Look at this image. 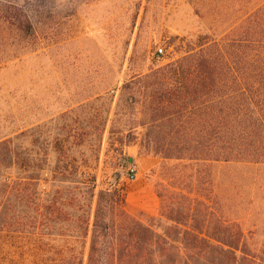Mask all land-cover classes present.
I'll list each match as a JSON object with an SVG mask.
<instances>
[{
  "label": "rangeland",
  "instance_id": "rangeland-1",
  "mask_svg": "<svg viewBox=\"0 0 264 264\" xmlns=\"http://www.w3.org/2000/svg\"><path fill=\"white\" fill-rule=\"evenodd\" d=\"M257 1L0 0V140L10 139L20 162H27L26 175L40 178L42 194L50 190L56 164H80L95 176L97 188L123 186L131 214L143 220L157 215V187L178 183L195 168L141 153V113L116 109L119 87L153 62L180 56L187 40L200 34L219 38ZM15 8L38 11L41 42L35 50L2 17ZM131 166L134 179L128 177ZM196 167L209 177L210 183L204 179L200 186L212 202L213 221L219 218L217 206L225 204V215L241 225L244 239L264 246V166L211 162ZM174 174L180 179L170 180ZM22 175L16 167L0 166V192ZM41 220L37 215L34 234L0 230V264H43Z\"/></svg>",
  "mask_w": 264,
  "mask_h": 264
},
{
  "label": "trees",
  "instance_id": "trees-1",
  "mask_svg": "<svg viewBox=\"0 0 264 264\" xmlns=\"http://www.w3.org/2000/svg\"><path fill=\"white\" fill-rule=\"evenodd\" d=\"M6 11L5 22L35 50L41 42L38 11ZM182 47L177 58L153 62L123 82L115 104L128 115L141 113V153L195 168L184 180L157 187V215L143 220L131 214L123 186L97 188L80 164H56L50 190L42 194L40 178L26 175V160L20 162L10 139H3L0 166L23 175L6 180L0 192V230L34 234L40 215L43 264H264V246L244 239L241 225L225 215L229 206H217L213 221L212 202L200 186L209 177L196 167L264 166V0L219 38L200 34Z\"/></svg>",
  "mask_w": 264,
  "mask_h": 264
},
{
  "label": "built area",
  "instance_id": "built-area-1",
  "mask_svg": "<svg viewBox=\"0 0 264 264\" xmlns=\"http://www.w3.org/2000/svg\"><path fill=\"white\" fill-rule=\"evenodd\" d=\"M158 52H156V56L159 57L160 55H162V49L161 48H158L157 49ZM128 173H129V178L130 179H134L136 173H135V167L134 166H131L128 168Z\"/></svg>",
  "mask_w": 264,
  "mask_h": 264
}]
</instances>
